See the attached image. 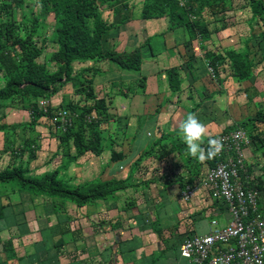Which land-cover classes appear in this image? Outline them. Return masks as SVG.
Instances as JSON below:
<instances>
[{
    "label": "crops",
    "instance_id": "obj_1",
    "mask_svg": "<svg viewBox=\"0 0 264 264\" xmlns=\"http://www.w3.org/2000/svg\"><path fill=\"white\" fill-rule=\"evenodd\" d=\"M136 26L140 27L138 23ZM106 36L110 39L106 46L102 40L103 50H139L142 58L137 71L121 69L108 60L73 64L74 73L91 79L94 98L102 99L105 105V117L98 127L101 140L95 150L66 161L59 155L56 132L50 128L47 134L40 118L42 128L29 127L38 137L35 146L40 144L34 159L27 157V150L21 155L11 150L16 156L4 154L0 164L21 165L36 177L56 172L59 180L75 187L78 183L113 182L121 189L82 207L71 203L74 220H67L54 205L55 198L12 185L0 186V264H191L179 255L182 241L194 234H206L213 219L219 226L229 221L226 207L212 200L207 189L200 188L187 202L181 200L184 185L198 184L209 168L205 161L187 154L178 125L188 112L197 113L208 129L205 147L207 138L250 116L243 112L245 106L249 109L248 103L235 95H223L230 83L220 85L216 75L211 78L199 38V50L196 44L192 50L195 62L188 70L184 40L165 44L167 36L160 35L163 43L155 50L128 26L112 28ZM171 69L178 74L177 90L169 85L166 72ZM110 73L113 77H107ZM64 87L52 102L62 100ZM76 99L82 101L71 96L63 103ZM86 102L91 105L93 100ZM16 105L7 101L0 108V125L9 126L4 130L12 149L19 144V136L10 127L30 120L29 113L22 117ZM238 107L239 117L234 118L232 112L235 114ZM23 129L22 134L27 132ZM2 133L0 129V149ZM250 144L244 148L245 164L264 180V163L256 161L255 146ZM70 151L75 156L73 146Z\"/></svg>",
    "mask_w": 264,
    "mask_h": 264
},
{
    "label": "trees",
    "instance_id": "obj_2",
    "mask_svg": "<svg viewBox=\"0 0 264 264\" xmlns=\"http://www.w3.org/2000/svg\"><path fill=\"white\" fill-rule=\"evenodd\" d=\"M132 0H40V12L43 15L52 14L57 22L54 32V42L57 51L54 60L57 69L53 72H46L41 67H36L35 58L39 55V50L33 40L38 35L36 22L30 20L23 21V33L19 35L13 24L9 22L5 25L3 36L0 34V58L3 69L8 75L3 85L0 86V108L8 102H20L23 109L27 110L30 116L29 124L36 125L40 118L47 119L57 108L50 107L47 113L38 108L40 99L49 100L68 83L75 87V91L83 96L82 102L92 99L91 105H81L80 102H66L58 108H65L73 112L74 117L70 127L63 133H56L60 142L72 141L75 148V156L82 155L89 150H95V145L101 140L98 127L105 117V105L102 99L94 98L91 90V82L83 80V73L73 71V64L77 62L108 60L124 70L137 71L140 68L142 55L139 50L132 52H116L114 49H102V40L106 33L116 24L115 21L107 22L99 16V10L103 5L116 8H128ZM151 1L160 16L168 19V30L184 28L192 37L207 35L206 25L201 21L202 10L206 6L210 9L211 15L225 10L224 0H184L185 4H180V0H144ZM252 16L264 20L263 0H244ZM94 19L92 25L90 19ZM151 18L146 16V19ZM38 21V20H37ZM33 23V24H32ZM41 30V29H40ZM41 36V35H40ZM187 40L184 47L187 49L188 70H191V62H195V55L192 51L191 40ZM38 39V38H36ZM14 53L19 57V64L15 60ZM244 54H237L232 50L225 51V54L207 52L204 53L206 65H209L214 75H218V66L230 60L231 71L237 78L243 79L250 72V62L245 60ZM26 64V71L21 64ZM19 65V67L17 65ZM183 67V66H182ZM19 72L12 74L16 69ZM207 68V67H206ZM171 89L177 90L179 80L175 69L166 72ZM76 85V86H75ZM94 112L96 118L87 122L86 115ZM257 124L264 125V108L257 110L253 115L234 123L227 130L238 127L247 128L250 143L264 147V139L259 137ZM9 126L0 125L3 130ZM257 131V132H256ZM87 136H91L85 141ZM207 147V144L205 148ZM207 167L211 168L217 163L216 158L205 160ZM246 173L249 175V184L258 192V209L264 212V180L251 174V166L245 164ZM264 172V170H263ZM12 185L18 189L26 190L36 195H46L50 198L60 199L73 203L77 207H82L89 201L104 198L108 193L113 192L115 183L105 182L96 184H82L72 187L57 178L56 172L48 173L42 177H34L28 174L26 168L22 166L0 168V186ZM221 202V201H217ZM224 206L225 203L221 202Z\"/></svg>",
    "mask_w": 264,
    "mask_h": 264
},
{
    "label": "rangeland",
    "instance_id": "obj_3",
    "mask_svg": "<svg viewBox=\"0 0 264 264\" xmlns=\"http://www.w3.org/2000/svg\"><path fill=\"white\" fill-rule=\"evenodd\" d=\"M225 2V10L221 11L219 13L211 15L210 9L208 7H204L202 10V15L200 16L201 21H203L206 25L207 35L202 34L199 37H192L190 38L191 34L185 30L184 28H176L173 30H168V19L165 16H160V14L157 12L155 7H152L151 1L144 2V0H132L130 3V7L122 9L119 7V10L115 13L112 10L116 8L108 7L107 5H103L99 10V16L101 19L106 20L107 22L115 21L116 24L113 28H116L117 30L121 28V30L129 27L130 30L134 28L137 32H139L142 36V39L145 38V41L148 42L151 47L155 50L161 49V44L163 43V39L161 36L165 35L167 36V39L165 40V44H173L174 43H180L182 40L185 42L187 40H191V46L192 50L195 51V44L197 50L199 47V43L202 42L204 45L203 52H214V53H221L225 54V51L232 50L237 54H246L245 60L250 62V72L249 74L243 78H237V76L234 75V73L231 71V65L230 60H225L224 63L220 64L218 66V75H217V81L222 85L225 83L226 85L230 83L227 88L224 90L223 95H231L236 96L237 99H239L242 102H246L249 105L248 107L245 106V109L243 110L244 115H253L257 110H261L264 108V20L259 17L252 16L249 8L244 3V0H224ZM264 2V0H263ZM180 4H185L184 0H180ZM146 16H149L151 18L146 19ZM264 18V17H263ZM24 20H30L36 22V26L39 27L37 29V36L33 40L35 43L34 45L37 46V49L39 50V55L35 58V64L36 67L43 68L46 72H53L57 69V64L54 60L55 52L57 51V45L54 42V32L57 28V22L55 21L52 14H46L43 15L40 12V0H0V34L3 36L5 25L11 22L16 29V32L19 33V35H22L23 33V21ZM38 20V21H37ZM94 19H90L89 24L92 25L94 23ZM25 22V21H24ZM127 26H125L127 23ZM139 24V28L136 26V24ZM33 24V23H32ZM135 25V26H134ZM134 26V27H133ZM41 29V30H40ZM150 33H154L155 35L152 37H145L150 36ZM160 33V35H159ZM145 34V35H144ZM41 35V36H40ZM38 38V39H36ZM176 38V40H175ZM200 39V42L198 40ZM104 44L107 45L109 37L106 35L104 36ZM202 40V41H201ZM177 41V42H176ZM184 42V43H185ZM0 48V52H1ZM193 51V52H194ZM195 54V53H194ZM15 60L17 61V64L19 61V57L17 56V53H14ZM2 61L0 58V86L3 85L4 81L7 78L6 71L3 69ZM16 64V65H17ZM19 65H17L19 67ZM24 68H20L13 70L12 74L15 72L26 71V64H21ZM20 73V72H19ZM107 77H113V74L110 73L107 75ZM83 80H86L84 77H82ZM86 81H91V79H87ZM234 82V83H233ZM217 83V82H216ZM233 83V84H232ZM70 84V83H68ZM215 83H213L212 87ZM71 85V84H70ZM69 85V86H70ZM64 87L66 88L63 93L62 100L52 102L51 98L49 99L51 107L58 108V106L63 105V99L64 101L68 100L72 97L74 98H82L83 96L79 95L75 90V87L71 85L70 87ZM76 86V85H75ZM217 86V85H215ZM72 88V89H71ZM92 90V89H91ZM60 93V92H59ZM92 94L94 96V92L92 90ZM57 98H59L60 94L56 95ZM62 96V95H61ZM56 98V97H55ZM80 99V100H82ZM59 100V99H58ZM79 99L73 100V103H77ZM92 100V99H88ZM16 110L22 111L23 116L25 117L28 113V111H24L22 105H26L25 103H21L20 100L15 102ZM81 105H90L87 102H80ZM245 105V103H244ZM240 107V106H239ZM239 107L236 109L235 114L232 112V116L235 118H238L239 115ZM235 115V116H234ZM21 117V118H22ZM247 118V117H246ZM244 119V118H243ZM241 119V120H243ZM24 120V119H23ZM40 120V119H39ZM241 120L237 121L240 122ZM234 124V123H233ZM231 124L230 126H232ZM38 125V126H37ZM42 127L44 130H46L47 134L50 135L49 131L50 128L52 130V127L50 123L48 122L46 117H43L41 122ZM22 127L21 129H18L17 127ZM18 126L10 127L13 131H17V135L19 136L18 143L14 144L16 148L12 149V145L8 142L11 140V138L6 135L5 130L3 129V143L2 147L0 149V158L5 154L6 156H10L11 158H14L16 155L12 151L20 152V155L22 152L27 150L25 153H27V157L29 159L33 158L36 154L37 148L40 146L39 142L35 146V140L38 138L37 134L33 131H29L31 128V124L28 123V121H25L24 123L18 124ZM39 129L40 127V121L36 125ZM27 130V134L24 133V129ZM247 130V128L245 129ZM23 131V132H22ZM257 131L259 133V137L261 139H264V125L257 124ZM256 131V132H257ZM22 132V133H21ZM88 133L85 134V141H88L91 136H87ZM23 135V136H21ZM8 138V139H7ZM10 139V140H9ZM57 141V148L60 146L61 151H59V155H62L63 158H66V161H70L69 159L76 158L78 156H72L71 151L69 153V150L72 149V141L67 142H60L59 138H56ZM32 145L34 147H32ZM256 146H259V142L256 141ZM254 145V146H255ZM250 146H253L250 144ZM21 147V148H20ZM71 148V149H70ZM256 152V161L259 163H264V147H255ZM12 150V151H11ZM20 150V151H19ZM246 150L244 149V152ZM75 154V152H74ZM19 155V156H20ZM71 156V158H70ZM12 160V159H11ZM70 162L67 163L65 166V170L70 166ZM4 164H0V168L6 167ZM12 164L9 163L8 167H11ZM21 166V165H20ZM264 167V164L261 165ZM260 169L258 168L257 172H259ZM255 171L251 170V174L253 175ZM64 174V173H63ZM30 176H34L33 174H29ZM64 177V175H62ZM254 176V175H253ZM75 181V178H74ZM76 181H80L79 178H77ZM66 182V181H64ZM81 184L78 183L77 186H80ZM72 187H75L74 185H70ZM114 188H116L114 191L121 189L120 186L114 185ZM66 202H63L60 199L55 198L54 205L59 208V211L66 215L67 220H74V215L71 213L69 208H73L71 205V202H69V207H66Z\"/></svg>",
    "mask_w": 264,
    "mask_h": 264
},
{
    "label": "built area",
    "instance_id": "obj_4",
    "mask_svg": "<svg viewBox=\"0 0 264 264\" xmlns=\"http://www.w3.org/2000/svg\"><path fill=\"white\" fill-rule=\"evenodd\" d=\"M206 67L214 78L212 68ZM50 107L49 100L38 101V108L44 113ZM75 116L68 109L57 108L47 120L56 133H63ZM95 118L94 112L85 116L87 122ZM217 137L223 143L222 151L215 156L217 163L198 184H185L180 198L187 202L200 188L207 189L212 200L225 203L229 221L219 226L216 220H211L206 234H194L182 241L179 255L191 264H264V212L258 209L259 192L249 184L245 169L248 131L238 127L212 138Z\"/></svg>",
    "mask_w": 264,
    "mask_h": 264
},
{
    "label": "clouds",
    "instance_id": "obj_5",
    "mask_svg": "<svg viewBox=\"0 0 264 264\" xmlns=\"http://www.w3.org/2000/svg\"><path fill=\"white\" fill-rule=\"evenodd\" d=\"M178 130L187 154L199 161L213 159L222 151L223 143L219 137L207 138V147H203L208 129L195 112L190 111L186 114L185 119L180 121Z\"/></svg>",
    "mask_w": 264,
    "mask_h": 264
}]
</instances>
